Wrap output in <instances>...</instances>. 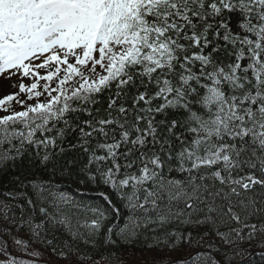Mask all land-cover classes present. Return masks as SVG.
<instances>
[{"label":"snow or ice","instance_id":"snow-or-ice-1","mask_svg":"<svg viewBox=\"0 0 264 264\" xmlns=\"http://www.w3.org/2000/svg\"><path fill=\"white\" fill-rule=\"evenodd\" d=\"M0 78L19 81L0 98L5 243L62 229L67 264L141 239L189 249L151 264H229L238 249H209L264 237V0H0ZM38 173L104 187L107 207Z\"/></svg>","mask_w":264,"mask_h":264},{"label":"trees","instance_id":"trees-1","mask_svg":"<svg viewBox=\"0 0 264 264\" xmlns=\"http://www.w3.org/2000/svg\"><path fill=\"white\" fill-rule=\"evenodd\" d=\"M134 92V90H133ZM109 93L105 92L102 95L98 97L100 104L98 107H101L102 109L106 107L107 100H108ZM69 139L72 142L74 141V138L69 137ZM26 164V162H25ZM18 167H23V165H18ZM14 175V173H9V176ZM39 176H43L46 180L50 179L52 184L55 186L56 190L59 192H62L66 195H70L75 197L77 200H83L86 203H90L92 205H103L107 207L105 204V201L102 197L99 196L100 191H108V189L104 187L97 188L94 185L89 186L88 188H84L79 182L78 178L73 175L71 177L63 174L58 173L55 176H50L46 173H38ZM6 181H0V193L6 192V189L4 187V184ZM4 196L0 195V200H3ZM113 202L119 206L118 202L116 201L115 197H113ZM18 215V213H17ZM43 214H38V216H42ZM126 216V210L122 209V215L119 219H116L112 216L109 218V223H116L122 225L124 223V217ZM36 222H39V219L37 218ZM0 232H4V228L2 225H0ZM12 235L16 238H24L27 239L31 235V232L27 227H24L22 229L17 228L15 232L6 234V239L11 240ZM67 234L63 232V230L54 231L50 235H48V239H53L52 245H47L43 242L37 241L34 242L32 245L35 244L36 249L45 250L48 252V254L52 257L65 260V257L59 255L60 251V241L66 239ZM5 238H0V240H3ZM262 241H264V237H260L257 240H253L251 242H239L231 247L221 245L218 249H209V251L213 252V254L216 256L217 259L223 260L225 254L231 255V252L234 249H238L239 253L233 257L229 264H264V246H262ZM215 243L220 244L221 242L219 240H216ZM31 245V246H32ZM56 249L54 251L53 249ZM89 254L92 256V258L100 264H107V257L112 256L113 259H117L119 261V264H135V262H131L128 259H123L124 256H128L131 254H145L149 252L147 245L143 239L137 240L134 243H122L119 242L116 245H103V246H97L95 249H88ZM152 253L151 259L148 260V264H151L152 259L155 257L156 259H161L163 257L157 256L156 250H151ZM164 255L167 253H172L174 258H171V260H182L184 259L189 249L186 246H177L176 250L171 249H165L163 250ZM164 259V258H163ZM169 260V259H164ZM5 264H9V262H6ZM145 264V263H144Z\"/></svg>","mask_w":264,"mask_h":264},{"label":"rangeland","instance_id":"rangeland-1","mask_svg":"<svg viewBox=\"0 0 264 264\" xmlns=\"http://www.w3.org/2000/svg\"><path fill=\"white\" fill-rule=\"evenodd\" d=\"M18 82L19 81L17 78H13L11 80L0 78V98H3L5 95L18 91V89L13 86ZM24 82L26 84L30 83L31 78H26ZM13 107L19 110V106L16 105L14 102ZM15 238V235H12L11 240L7 239V243H5V239L0 240V263L6 262L7 260L15 259L21 262H25L26 264L29 261H34L35 264H67V261L52 257L45 250L36 249L35 244L32 245L28 251H25L23 246H18L13 242ZM151 255L152 253L149 251L145 254H131L128 256L125 255L123 259H128L131 262H136L140 260L148 261L151 259ZM173 256L174 255L170 252L163 255V258L171 259L174 258Z\"/></svg>","mask_w":264,"mask_h":264},{"label":"bare ground","instance_id":"bare-ground-1","mask_svg":"<svg viewBox=\"0 0 264 264\" xmlns=\"http://www.w3.org/2000/svg\"><path fill=\"white\" fill-rule=\"evenodd\" d=\"M134 255H136V254H134ZM145 263V261H143V260H140V261H136L135 262V264H144Z\"/></svg>","mask_w":264,"mask_h":264}]
</instances>
